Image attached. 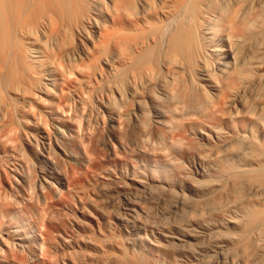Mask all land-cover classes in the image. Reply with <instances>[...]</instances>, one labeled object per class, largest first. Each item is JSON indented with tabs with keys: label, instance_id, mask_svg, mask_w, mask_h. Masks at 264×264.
Returning a JSON list of instances; mask_svg holds the SVG:
<instances>
[{
	"label": "bare ground",
	"instance_id": "1",
	"mask_svg": "<svg viewBox=\"0 0 264 264\" xmlns=\"http://www.w3.org/2000/svg\"><path fill=\"white\" fill-rule=\"evenodd\" d=\"M0 264H264V0H0Z\"/></svg>",
	"mask_w": 264,
	"mask_h": 264
},
{
	"label": "rangeland",
	"instance_id": "2",
	"mask_svg": "<svg viewBox=\"0 0 264 264\" xmlns=\"http://www.w3.org/2000/svg\"><path fill=\"white\" fill-rule=\"evenodd\" d=\"M231 197H233L232 195H230Z\"/></svg>",
	"mask_w": 264,
	"mask_h": 264
}]
</instances>
